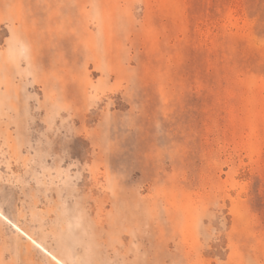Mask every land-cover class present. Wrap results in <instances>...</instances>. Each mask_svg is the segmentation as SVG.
I'll return each instance as SVG.
<instances>
[{
    "label": "rangeland",
    "instance_id": "rangeland-1",
    "mask_svg": "<svg viewBox=\"0 0 264 264\" xmlns=\"http://www.w3.org/2000/svg\"><path fill=\"white\" fill-rule=\"evenodd\" d=\"M0 215V264H264V0H0Z\"/></svg>",
    "mask_w": 264,
    "mask_h": 264
},
{
    "label": "bare ground",
    "instance_id": "bare-ground-1",
    "mask_svg": "<svg viewBox=\"0 0 264 264\" xmlns=\"http://www.w3.org/2000/svg\"><path fill=\"white\" fill-rule=\"evenodd\" d=\"M1 216V215H0ZM2 217V216H1ZM3 218V217H2ZM4 219V218H3ZM7 221V220H6ZM13 227L18 230L20 233H23L17 226L13 225ZM24 234V233H23ZM35 243V242H34ZM36 244V243H35ZM38 247H40L45 253L49 254L55 261H57L59 264H63L62 262H60L57 258H55L54 256H52L48 251H46L44 248H42L40 245L37 244Z\"/></svg>",
    "mask_w": 264,
    "mask_h": 264
}]
</instances>
